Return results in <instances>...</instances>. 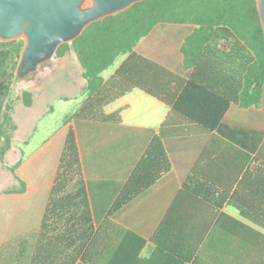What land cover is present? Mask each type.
<instances>
[{
	"label": "crops",
	"instance_id": "0c3cea01",
	"mask_svg": "<svg viewBox=\"0 0 264 264\" xmlns=\"http://www.w3.org/2000/svg\"><path fill=\"white\" fill-rule=\"evenodd\" d=\"M177 26L160 30L169 42L149 43L140 52L141 43L155 35L156 26L135 49L164 71L160 93L167 103L135 89L96 116L75 118L88 96L81 66L71 51L74 58L53 60L59 76L51 84L40 85L36 94L48 108L43 119L55 115V103L70 108L52 134H39L50 127L48 122L28 123L35 95L23 113L12 109L16 130L0 161L10 160L8 166L0 164L7 173L0 174V264H80L83 254L89 264L112 260L126 264L138 246L128 234L145 241L135 260L145 264L163 254L150 240L166 220L171 228H179L183 249L196 246L188 264H264V194L255 197L252 174L246 188H239L254 161L264 164V89L258 108L232 105L221 121V128L262 133L255 153L217 131L167 139L164 148L170 171L106 223V212L168 115V103L190 76L182 67L180 48L194 27ZM126 59L107 78L104 71V81ZM119 112V122L110 118ZM70 131L74 141L66 152ZM17 162L20 165L14 168ZM188 177L196 180L195 193H208L213 201L221 196L230 200L209 204L191 192L178 199ZM233 197L253 202L243 204L242 213L230 203ZM122 247L125 251L120 252Z\"/></svg>",
	"mask_w": 264,
	"mask_h": 264
},
{
	"label": "trees",
	"instance_id": "16d2710c",
	"mask_svg": "<svg viewBox=\"0 0 264 264\" xmlns=\"http://www.w3.org/2000/svg\"><path fill=\"white\" fill-rule=\"evenodd\" d=\"M159 24L194 27L180 48L182 67L190 71V76L176 91L174 101L168 103V115L106 212V223L108 218L170 171L165 140L208 135L217 131L235 145L255 153L262 138V133L258 132L221 128V121L232 105L243 109L261 105L264 89V32L256 0H145L88 25L77 39L61 44L55 52V56L63 57L72 51L86 81L88 102L74 117L96 116L103 108L135 89L167 103L160 93L164 71L135 53L139 43ZM9 43L14 45L13 50H0V161L10 149L16 130L11 118L12 109L6 102L16 79L17 64L10 67L11 52L14 51L18 58L24 46L21 39ZM120 56H127V59L109 80L104 81L102 73ZM21 98L26 107L31 106L29 92H23ZM120 115L121 112L110 118L119 122ZM73 141L74 135L70 131L66 152ZM19 165L20 162H17L14 168ZM11 171L14 172V169ZM251 174L256 181L255 197L259 199L258 196L264 194V164L254 161L247 168L239 185L241 190L246 188ZM194 180L191 177L185 180L178 199L187 192L194 193L209 204L219 205L221 200L229 199L228 196H221L220 200L213 201L208 193H195ZM20 183L24 190V183ZM251 202L247 197L240 200L233 197L230 201L242 213L243 204ZM128 235L138 246L126 264H135L145 241ZM150 241L163 254L145 264H188L196 253V246L190 251L182 248L179 228H171L167 220L158 227ZM122 251H125L123 247L120 248ZM80 264H89L85 254L81 256ZM111 264H117V260H112Z\"/></svg>",
	"mask_w": 264,
	"mask_h": 264
},
{
	"label": "water",
	"instance_id": "95a60500",
	"mask_svg": "<svg viewBox=\"0 0 264 264\" xmlns=\"http://www.w3.org/2000/svg\"><path fill=\"white\" fill-rule=\"evenodd\" d=\"M145 0H0V41L23 40L16 78H25L90 24ZM264 32V0H256Z\"/></svg>",
	"mask_w": 264,
	"mask_h": 264
},
{
	"label": "rangeland",
	"instance_id": "374dc122",
	"mask_svg": "<svg viewBox=\"0 0 264 264\" xmlns=\"http://www.w3.org/2000/svg\"><path fill=\"white\" fill-rule=\"evenodd\" d=\"M158 28L155 30L154 34L152 35L150 38L145 39L141 45H140V52H144L143 50L146 48V46H148L149 43H153V42H158V43H167L169 42L168 39H166V37L161 36V29L164 28H176L178 27L177 25H171V24H159L157 25ZM188 28V27H187ZM17 41V40H16ZM8 42H1L0 41V50L1 49H7V50H13L14 45L10 44ZM143 49V50H142ZM22 52V51H21ZM19 53V57L17 58V56L14 55V51L11 52L12 54V60H11V66L15 67L16 65V70L19 64V59H20V54ZM71 52V51H70ZM68 52L66 53L63 58L65 59H72L74 58L73 55H71V53ZM61 57H57V56H53L52 59L50 61H48L47 63L42 64L35 73L30 74L29 76L25 77V78H16L14 80V82L12 83V86L10 88V92L9 95L6 99L7 104L11 107V109L15 108V111L18 112H24L26 108V106L23 103V100L21 98V94L25 91H31V98L34 97L35 95V100H34V105L31 109V111H29L30 116L28 118V123L29 124H34V123H39L38 126H40L41 122H48L50 124V127L46 130H41V132H39V134H41V137H45L48 136L50 134H52L61 124H62V115L64 113H66L67 111H69L70 108H66V107H60L57 106V103H55L53 105V108L55 109V115L52 117H46L45 119H43L42 117L45 116V112L48 108L45 106V101L42 99H38L36 97L37 94V90L40 87V85H45V83L47 84H51L54 80H56V78L59 76V74L55 73V70H58V68H55L53 66V60L59 59ZM125 58V56H120L115 64L113 65V67L109 68L107 71H105L103 73V77L107 78L109 76V74L112 72L114 66L118 65L120 62L123 61V59ZM171 60H175L176 58H172ZM169 60V61H171ZM16 74V73H15ZM12 112V111H11ZM21 118H18L19 121ZM40 127H38L39 129ZM10 163V160L8 159L7 161H4L3 163H0L4 166H8ZM0 174L1 175H7L5 169H3V171L0 170Z\"/></svg>",
	"mask_w": 264,
	"mask_h": 264
}]
</instances>
